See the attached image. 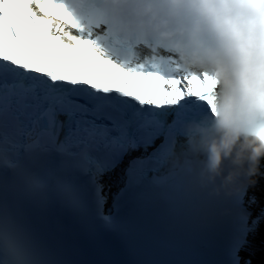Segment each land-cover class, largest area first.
Masks as SVG:
<instances>
[{
	"label": "snow or ice",
	"instance_id": "1",
	"mask_svg": "<svg viewBox=\"0 0 264 264\" xmlns=\"http://www.w3.org/2000/svg\"><path fill=\"white\" fill-rule=\"evenodd\" d=\"M7 8L27 9L29 48L8 42L5 29L21 34ZM216 126L264 145V0H0V264H121L100 258L113 236L160 245L147 215L105 214L104 177L121 167L143 209L163 201L177 217L217 185L234 191L243 226L228 255L242 264L264 207L253 219L245 206L249 170L227 182L225 159L212 179ZM53 200L83 234L53 221Z\"/></svg>",
	"mask_w": 264,
	"mask_h": 264
},
{
	"label": "clouds",
	"instance_id": "2",
	"mask_svg": "<svg viewBox=\"0 0 264 264\" xmlns=\"http://www.w3.org/2000/svg\"><path fill=\"white\" fill-rule=\"evenodd\" d=\"M210 135L212 136L210 143L212 151V179H215L217 175H222L225 159L230 161L232 165L229 176L225 178L227 182L235 181L244 171L246 160L251 165V168L248 169L251 175H254L255 171H258L259 157L264 155V145H257L255 141H251L246 142L237 149L239 136H234L231 132L220 126L213 128ZM245 149L250 150V156L245 157Z\"/></svg>",
	"mask_w": 264,
	"mask_h": 264
},
{
	"label": "bare ground",
	"instance_id": "3",
	"mask_svg": "<svg viewBox=\"0 0 264 264\" xmlns=\"http://www.w3.org/2000/svg\"><path fill=\"white\" fill-rule=\"evenodd\" d=\"M253 216H255V215L253 214Z\"/></svg>",
	"mask_w": 264,
	"mask_h": 264
}]
</instances>
